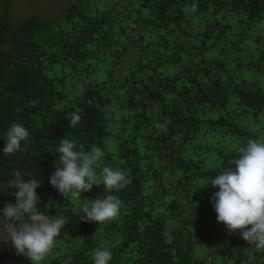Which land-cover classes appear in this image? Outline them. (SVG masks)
I'll use <instances>...</instances> for the list:
<instances>
[{
  "label": "trees",
  "instance_id": "16d2710c",
  "mask_svg": "<svg viewBox=\"0 0 264 264\" xmlns=\"http://www.w3.org/2000/svg\"><path fill=\"white\" fill-rule=\"evenodd\" d=\"M67 1L64 13L48 19L29 14L14 22L8 3L0 9V183L7 186L17 169L42 179L38 207L67 222L42 264H93L101 247L112 252L109 264H213L222 247L248 246L205 219L216 213L211 179L247 139L264 140V88L249 77L264 64L255 51L264 37V0ZM177 63L182 69L170 75ZM76 108L82 119L71 127L67 117ZM249 119L261 132L246 126ZM112 121L120 123L117 135ZM12 122L30 136L5 156ZM110 135L116 153L105 148ZM64 138L103 150L98 181L103 166L125 173L126 186L112 193L122 201L113 220L80 217L86 197L107 194L102 184L74 203L50 185ZM12 191L0 192V211L16 203ZM213 227L220 246L201 258L195 245ZM256 255L264 262V250ZM0 264L31 261L0 247Z\"/></svg>",
  "mask_w": 264,
  "mask_h": 264
},
{
  "label": "clouds",
  "instance_id": "9594fccd",
  "mask_svg": "<svg viewBox=\"0 0 264 264\" xmlns=\"http://www.w3.org/2000/svg\"><path fill=\"white\" fill-rule=\"evenodd\" d=\"M196 7L195 3L191 5L193 11ZM37 103L38 100H32L29 106L34 107ZM80 113L81 109L76 108L68 114L71 127L81 121ZM29 136L28 128L12 122L4 133L3 154L8 156L19 152L22 142ZM57 152L59 159L56 170L50 174V185L65 200L74 203L94 185L102 184L107 194L91 200L86 197L80 217L84 222L99 225L116 218L122 201L112 193L126 186L125 173L103 166L98 181L96 168L101 166L104 157L98 146L85 151L83 144L64 138L60 140ZM235 157L230 159L227 168L211 179L209 185L218 190L210 202L217 221L226 227L229 235L235 233L249 245H254L256 250H264V140L247 139ZM13 175L7 186L0 188V192L12 189L11 195L16 198L15 204L4 203L0 211V242L10 244L17 255L26 257L31 264H42L67 222L63 216L45 214L38 207L42 200L37 189L42 186V179L32 178L33 174L19 169ZM111 260L112 252L106 247L97 248L92 254L93 264H109ZM64 264H70V259Z\"/></svg>",
  "mask_w": 264,
  "mask_h": 264
},
{
  "label": "rangeland",
  "instance_id": "374dc122",
  "mask_svg": "<svg viewBox=\"0 0 264 264\" xmlns=\"http://www.w3.org/2000/svg\"><path fill=\"white\" fill-rule=\"evenodd\" d=\"M7 3H8L9 11L11 13L10 16L14 22L21 21L24 17L28 16L29 14L37 15L38 17L43 18V19L57 17L60 14L64 13L68 6L67 0H0V9L3 8L5 4ZM182 67H183L182 63L170 65L169 66L170 69L168 72H170L169 73L170 75L177 74L178 72H180ZM263 81L264 80L262 78L259 81V84H262L264 88ZM261 121L264 122V114L261 116ZM246 126L251 128V130H254L255 132H261L259 129V124H255V122H253L250 119L249 121L246 122ZM109 128L113 129L115 131L114 134L117 135L119 131L121 130L119 121H112L109 124ZM262 136L264 137V133H262ZM104 145H105V148L110 152L116 153L118 151V141L115 139L114 135H110L109 137H107L104 141ZM5 186L6 185L4 183H0V188H4ZM206 216H207L205 219L206 222H210V221L216 222L217 226L219 227L221 226L223 227V229L224 228L226 229V227L222 223L217 221L216 213L206 215ZM201 233H203L202 229L199 235H201ZM250 246L249 245L248 246L236 245L230 248L222 247L224 253L220 254L217 252L213 258V264H232V261L235 260L234 259L235 257L241 260V262L244 264L247 263L246 261L248 259L255 262L256 257L254 255L259 250H256L254 245H252V247ZM0 247L7 248L11 250L12 252L16 253L15 249L11 247L10 244L0 242ZM206 250L207 249L204 248L201 241L196 243L195 251L199 254L200 257L202 255L207 254L205 253Z\"/></svg>",
  "mask_w": 264,
  "mask_h": 264
},
{
  "label": "crops",
  "instance_id": "0c3cea01",
  "mask_svg": "<svg viewBox=\"0 0 264 264\" xmlns=\"http://www.w3.org/2000/svg\"><path fill=\"white\" fill-rule=\"evenodd\" d=\"M251 37H254L251 35ZM256 39V38H254ZM259 48L256 49V54H261L260 56H262V54H264V37L260 38V41H259ZM252 57L255 58V56H253L252 54L250 55ZM215 57V56H214ZM264 60V59H262ZM262 62V61H261ZM260 63H257L256 64V69H251L250 70V74H249V77L251 76L253 79H259V81L263 78L264 80V64H261ZM264 62V61H263ZM261 64V65H260ZM264 82V81H263ZM262 85V84H261ZM216 228L213 227L212 229H210V233L208 231V234L205 236V240L202 242V245L204 246L206 250L205 255H202L201 258H204L206 257L209 252L208 251H217V249L219 248L220 246V241H219V236L218 234H216ZM214 232V233H213ZM210 249V250H209ZM257 254V252H256ZM254 255L256 257V261H255V264H263L264 262H261L260 259L257 257V255ZM235 260L232 261V264H244L242 263L240 260H238L236 257L234 258ZM255 259V258H254ZM248 261V260H247ZM253 262V261H252Z\"/></svg>",
  "mask_w": 264,
  "mask_h": 264
},
{
  "label": "built area",
  "instance_id": "2783aa9c",
  "mask_svg": "<svg viewBox=\"0 0 264 264\" xmlns=\"http://www.w3.org/2000/svg\"><path fill=\"white\" fill-rule=\"evenodd\" d=\"M135 26H136V24L131 22V23H130V30L132 31V29L135 28ZM162 77L164 78V77H166V76L163 74ZM208 260H209V261L212 260L211 256L208 257Z\"/></svg>",
  "mask_w": 264,
  "mask_h": 264
}]
</instances>
